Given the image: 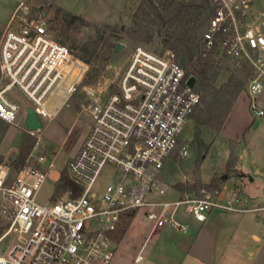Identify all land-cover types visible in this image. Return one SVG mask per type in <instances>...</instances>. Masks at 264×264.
<instances>
[{"label":"built area","instance_id":"1","mask_svg":"<svg viewBox=\"0 0 264 264\" xmlns=\"http://www.w3.org/2000/svg\"><path fill=\"white\" fill-rule=\"evenodd\" d=\"M210 2L214 11L203 35L206 47L217 43L224 56L249 64L253 74L246 93L250 110L261 116L256 95L264 86V10L251 0ZM87 69V62L52 37L45 18L19 0L0 37V75L6 80L0 87V119L12 124L17 118L20 106L7 96L12 87L43 120L51 119L81 87L91 124L66 161L75 188L53 195L49 202L36 199L54 167L40 135L11 179L0 163V192L9 209L5 234L13 231L16 238L5 255L0 249V264H111L117 247L113 232L140 210L152 231L170 227L186 232L184 214L203 222L212 208L264 209L234 188L201 197L163 198L166 189L157 175L199 100L171 50L136 45L107 89L84 84ZM36 130L27 132L35 135ZM179 154L186 156L188 148L181 146ZM106 165L115 169V181L98 191L95 183ZM141 258L138 253L134 259Z\"/></svg>","mask_w":264,"mask_h":264},{"label":"rangeland","instance_id":"2","mask_svg":"<svg viewBox=\"0 0 264 264\" xmlns=\"http://www.w3.org/2000/svg\"><path fill=\"white\" fill-rule=\"evenodd\" d=\"M19 0H0V37L7 26L9 17ZM29 6L33 13L45 18L47 26L54 27L51 22L55 16V7H62L72 13L81 16L88 24H78L72 27L70 32L81 41L100 38L96 53L99 56H92L91 63H88L87 73L83 78L84 84L93 85L99 89H107L108 85H114L121 73L124 63L130 51L141 45L152 51H163L154 38L151 42H138L119 38V32L115 27H127L131 21V14L137 7L140 0H22ZM256 8L264 10V0H251ZM59 19V20H58ZM57 19L55 28L61 27L60 17ZM51 20V21H50ZM56 24V22H55ZM74 25V26H75ZM54 38L57 30H50ZM107 41V42H105ZM113 44L112 53L108 58L102 60L100 55L105 54L109 49L105 44ZM117 43L122 47L114 51ZM95 53V55H96ZM6 80L0 75V87ZM113 87V86H112ZM264 87V86H263ZM263 88L257 93V101H263ZM20 106L17 118L14 123L9 124L6 135L1 146L3 163L15 157L17 150V138L21 131L27 128L24 124L25 108L32 106L31 102L17 88L10 90ZM86 99L79 87L66 102L55 112L51 119L40 118L41 127L36 130L35 138L40 135L46 146V155L54 159L53 170L46 176L44 182L36 192V199L39 202L52 200L55 183L61 171L65 169L66 161L80 147L88 127L91 123V116L88 110L84 109ZM232 109V110H231ZM226 116L219 134H217L208 151L200 159V175L203 182H208L211 177L217 174L227 173L226 160L229 157L231 143L229 139L239 140L245 130L246 142H239V152L236 172L232 173L230 179L224 182L223 188L237 189L240 194L249 200L264 205V115L254 116L250 110L249 97L246 89L240 93ZM193 137V130L188 119L183 132L178 140L174 151L166 158L157 178L165 187L163 196L170 199L175 196L171 184L179 179H186L190 175L183 173L179 160L195 159V153L190 140ZM17 140V141H16ZM188 148V154L181 156V146ZM178 160L175 175L168 178L169 170L167 160L172 156ZM8 179H11L15 172L7 169ZM66 171V169H65ZM67 173V172H66ZM236 174V175H235ZM115 181V169L111 165L104 166L95 183V188L101 191L103 187ZM236 181V184H234ZM211 193V190L208 191ZM212 218L205 224L211 227L203 232L195 240L190 249L192 254L200 258L208 259L207 264H264V209L259 211L233 212L222 208H214ZM0 223L6 225L0 236V249L5 255L9 248L16 242L15 233L5 232L9 226L8 203L3 199L0 192ZM150 223L143 216L142 210L134 216L126 226V230L119 242L117 250L112 257L111 264H174L170 257L182 259L188 264L190 254L185 252L188 246L182 244L177 247L176 242L185 243L190 238L188 232L170 230L148 238L144 247L140 250L142 259L135 261V255L139 252L140 246L147 236ZM219 227H224L223 229ZM5 234V235H4ZM182 240V241H180ZM184 247V248H182ZM192 250V251H191ZM202 263V262H200Z\"/></svg>","mask_w":264,"mask_h":264},{"label":"trees","instance_id":"3","mask_svg":"<svg viewBox=\"0 0 264 264\" xmlns=\"http://www.w3.org/2000/svg\"><path fill=\"white\" fill-rule=\"evenodd\" d=\"M213 11L210 0H140L131 14L129 25L114 29L119 32V38L132 41L148 43L156 38L162 50L168 49L174 53L185 76L195 78L193 88L198 93L199 100L189 116L193 130L190 145L195 153V159L179 160L183 173L190 175L186 179L178 178L171 184L179 197L185 195L201 197L209 190L213 193L215 190L222 189L224 182L236 172L239 142H246L247 127L239 140L229 139L231 149L225 163L227 173L214 175L208 182L201 180L200 159L208 151L215 136L219 134L226 116L240 93L246 89L253 74L246 62H238L224 56L217 43L206 47L203 35ZM54 14L52 21L50 20L54 23V27L47 26L50 30H57L54 39L63 44L72 54L90 64L92 56H99L96 50L101 37L81 41L70 30L76 27L77 23L82 25L88 23L81 16L62 7H55ZM59 17L61 27L55 28ZM105 46L109 49L105 54L100 55L102 60L112 53L113 44L108 43ZM8 126L7 122L0 119V141ZM34 140L35 137L26 130L21 131L16 144L17 154L3 162L5 167L14 171L22 167ZM3 158L0 154V162ZM177 162L175 155L168 158V178L177 173ZM68 188H75V186L63 169L55 183L54 195ZM5 226L0 223V236Z\"/></svg>","mask_w":264,"mask_h":264},{"label":"crops","instance_id":"4","mask_svg":"<svg viewBox=\"0 0 264 264\" xmlns=\"http://www.w3.org/2000/svg\"><path fill=\"white\" fill-rule=\"evenodd\" d=\"M14 87H12V88H10L9 90H8V92H7V96L9 97V98H11L12 100H14V97L12 96V95H10V90L11 89H13ZM263 94H264V87H263ZM71 98V97H70ZM16 101V100H15ZM256 101H257V96H256ZM17 102V101H16ZM261 109H263V114L262 115H264V96H263V101L262 100H260L259 101V99H258V104H257ZM232 108H233V106H232ZM26 109V108H25ZM232 110V109H231ZM231 110H230V112H231ZM229 112V113H230ZM25 115H26V111H25ZM25 115H24V118H25ZM91 124V123H90ZM90 126V125H89ZM89 128V127H88ZM8 129V128H7ZM7 131V130H6ZM5 135H6V132L4 133V135H3V137H2V139H1V141H0V154H2V155H4V153H3V151H2V146H1V143H2V140H3V138L5 137ZM18 137H19V135H18ZM17 140H18V138H17ZM16 140V141H17ZM15 150H16V146H15V148H14ZM77 151V150H76ZM75 151V152H76ZM58 179V178H57ZM174 192V197H173V199H176V198H179V194L174 190L173 191ZM170 199H172V198H170ZM214 208H212V209H210L208 212H207V214H206V219L203 221V222H199V221H196V220H194L191 216H189V215H186V214H184V215H181V218L188 224V229H187V231L186 232H188L189 233V235H190V238L187 240V241H185V243H183V241L182 240H180V241H182V242H176V243H174V244H177V247H181L182 246V244H184L185 246H188V248H187V250L185 251V252H188L189 254H190V257L189 258H185L186 260H188V264H207V263H209L208 261V259H206V258H200L199 256H197V255H195V254H192L191 252H190V249H192V247H193V245L194 244H196L195 243V240L198 238V236L203 232V230H205V229H208V228H211V227H205V224L212 218V216H213V214H214V210H213ZM136 215H138V213L136 214ZM135 215V216H136ZM134 217V216H133ZM133 217L131 218V220H130V222L132 221V219H133ZM129 222V223H130ZM128 223V224H129ZM127 224V225H128ZM126 225V226H127ZM118 227L114 232H113V234H112V236L114 237V239L117 241V247H118V245H119V242H120V240H121V238H122V236H123V234H124V231L126 230V228L127 227ZM220 228H224V227H219V229ZM170 230H177V229H173V228H170V227H162V228H160V229H157V230H154V231H152V227H151V224H150V226H149V230H148V233H147V236L145 237V239H144V241H143V243L141 244V246H140V249H139V252L138 253H140V250L144 247V245L146 244V242L148 241V238H150V237H154V236H156L157 234H160V233H163L164 231H166V232H168V231H170ZM179 231V230H178ZM179 232H182V231H179ZM183 233V232H182ZM117 247H116V249H115V252H116V250H117ZM182 248H184V247H182ZM192 251V250H191ZM115 252H114V254H115ZM137 253V254H138ZM136 254V255H137ZM135 255V256H136ZM114 256V255H113ZM142 259V258H141ZM170 259L171 260H173L174 261V264H184L183 263V261H182V259H179V258H175V257H170ZM200 262H202V263H200Z\"/></svg>","mask_w":264,"mask_h":264},{"label":"water","instance_id":"5","mask_svg":"<svg viewBox=\"0 0 264 264\" xmlns=\"http://www.w3.org/2000/svg\"><path fill=\"white\" fill-rule=\"evenodd\" d=\"M121 47H122V43H117L114 47V51H117ZM194 81H195V78L193 76H189L187 84L189 86H193ZM25 111H26V115L24 118V124L26 128L29 130L39 129L41 127V121L35 109L32 106H27Z\"/></svg>","mask_w":264,"mask_h":264}]
</instances>
